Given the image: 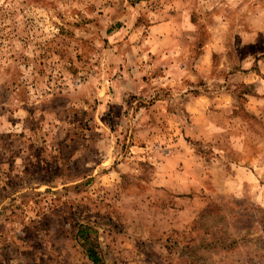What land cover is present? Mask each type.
<instances>
[{"label": "rangeland", "instance_id": "1", "mask_svg": "<svg viewBox=\"0 0 264 264\" xmlns=\"http://www.w3.org/2000/svg\"><path fill=\"white\" fill-rule=\"evenodd\" d=\"M86 246L264 264V0H0V264Z\"/></svg>", "mask_w": 264, "mask_h": 264}, {"label": "trees", "instance_id": "2", "mask_svg": "<svg viewBox=\"0 0 264 264\" xmlns=\"http://www.w3.org/2000/svg\"><path fill=\"white\" fill-rule=\"evenodd\" d=\"M87 230L86 228H82L81 232H84ZM84 236V233H82ZM87 247V253L89 256V259L94 263V264H101V258L98 257L97 253L94 251V249L91 246H86Z\"/></svg>", "mask_w": 264, "mask_h": 264}, {"label": "crops", "instance_id": "3", "mask_svg": "<svg viewBox=\"0 0 264 264\" xmlns=\"http://www.w3.org/2000/svg\"><path fill=\"white\" fill-rule=\"evenodd\" d=\"M199 101H202V99H200Z\"/></svg>", "mask_w": 264, "mask_h": 264}]
</instances>
